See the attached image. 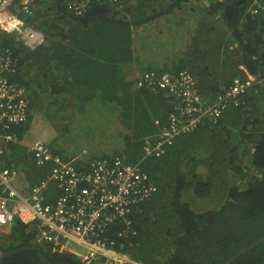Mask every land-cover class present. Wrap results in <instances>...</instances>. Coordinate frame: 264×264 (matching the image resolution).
<instances>
[{"label":"trees","instance_id":"trees-1","mask_svg":"<svg viewBox=\"0 0 264 264\" xmlns=\"http://www.w3.org/2000/svg\"><path fill=\"white\" fill-rule=\"evenodd\" d=\"M206 1L208 14L224 20L229 43L243 66L235 69L228 84L247 72L258 82L242 95L240 105L230 104L217 122L205 120L168 146L163 156L143 165L159 190L133 214L137 234L118 240L144 264H223L264 236V10L250 14L251 0H127L123 10L97 2L77 15L67 0H35L34 12L20 15L44 32L43 45L30 50L14 34L0 32V47L15 49L17 79L30 97L22 136L32 115L40 112L57 132L61 129V141L52 147L60 154H65L67 139L74 143L67 157L86 148L93 156L137 160L144 140L158 132L155 117L166 121V103L160 93L129 88L133 64L143 71L160 72L172 70L168 67L177 63V71L188 68L194 73L198 67L193 59L186 61L187 45L198 35L200 4ZM180 24L186 27L183 32ZM132 25L139 30L133 32ZM191 32L183 53L182 37ZM168 57H176V62L169 64ZM206 66L201 71L212 75L207 72L214 67L211 60ZM212 82L206 79L200 86L197 82L199 91L210 99L221 87ZM114 125L122 129L124 143L108 151L97 142L109 141L106 135ZM83 141L93 143V148ZM24 154V146L13 148L7 164L13 165ZM229 177L239 181L232 183ZM221 194L222 204L212 209L195 210L188 201L192 195L200 200ZM35 236L34 227L14 221L9 232L0 234V253L20 250L1 264H45L33 246L41 248L49 263L83 264L72 253H59L52 245L34 241ZM230 264H264V242Z\"/></svg>","mask_w":264,"mask_h":264},{"label":"built area","instance_id":"built-area-1","mask_svg":"<svg viewBox=\"0 0 264 264\" xmlns=\"http://www.w3.org/2000/svg\"><path fill=\"white\" fill-rule=\"evenodd\" d=\"M97 2L124 9L127 0H67L77 15ZM34 3L0 0V32L14 34L30 50L46 41L44 32L20 15L32 14ZM262 10L264 0H251V14ZM18 72L15 49L0 47V234L9 232L14 221L20 220L36 229L38 243L52 245L59 253H72L83 264H144L118 240L137 234L133 214L159 190L143 165L163 156L168 146L194 132L205 120L217 122L230 104L240 105L242 95L258 82L246 71L245 77H234L210 99L199 91L189 69L145 70L132 78L136 81L132 87L160 93L169 113L166 121L155 118L158 134L145 139L137 160L122 155L93 156L86 148L67 157L38 138L26 144V151L43 169V175L28 186L25 176V187H18L21 170L6 163L12 147L23 144L20 128L30 115V97L17 79Z\"/></svg>","mask_w":264,"mask_h":264},{"label":"rangeland","instance_id":"rangeland-1","mask_svg":"<svg viewBox=\"0 0 264 264\" xmlns=\"http://www.w3.org/2000/svg\"><path fill=\"white\" fill-rule=\"evenodd\" d=\"M205 3L208 4V1L203 2V5L200 4V2H197L196 4L197 5L200 4V6H201L200 9L202 10L205 8V5H207ZM207 16L209 18L213 17V15H209L208 13H207ZM178 25L179 24H176V28H174L175 30H177ZM180 26L182 27V32H183L186 27L182 26L181 24H180ZM192 34H193V32H191L189 36H186L184 38L182 37L183 41H182V50L181 51H183V53L185 51V46L187 44L186 40H188L192 36ZM208 36H209V30L205 24L204 29L202 27H200L196 39L192 43L189 44L188 48H189L190 52L188 54V58L186 57L187 58L186 61H188L189 59H193L195 62L194 64L198 67L194 70V75L197 79V82L199 83V86L201 83L205 84L206 79L213 80V78H216L215 80H213L211 85L215 86V87H220V86H223L225 84H228L229 80L231 79V77H229V76H230V74H232V72H233L232 69H234L235 62H236V60L233 59V57H234V55L239 57L238 51L236 49L235 50L232 49V51L234 52V55L232 53H224V54L222 53L221 54L220 52H222V49H226L227 43L222 42L220 47L214 50L215 46L213 45V43L210 40L207 39ZM232 48H235V46H232ZM185 55H186V53L184 54V57H185ZM208 59L211 60L212 64L214 65V67L210 68L207 71V72L212 73V75H206L204 72L201 71V69L207 65ZM172 60L173 59L168 57L169 64L171 62H176V57H174L173 61ZM180 66H184L182 61H181ZM168 68H171L172 70H174L175 68H178V67H177V65H173V66L170 65ZM186 69H188V68H186ZM166 112L168 115V113H169V105L168 104H166L165 113ZM59 122L61 124H63L62 120ZM117 128H119V129H116L115 125H114L112 127V129L109 131V133L106 135L107 138L110 137L109 142L106 141L105 139L101 138L98 140L97 145L100 147L108 148V147H116L118 145L123 144L124 140L122 139V136L124 134L122 132H120V130H122L120 127H117ZM60 130L61 129L58 128V132H57L56 127L54 126V124L51 121H49L47 118H45L42 113L36 112L35 114L32 115V117L29 121V125L27 127V130L25 131L26 136L24 138L28 144L33 143L38 138H43L48 143V145L50 147L54 148L55 144L57 142L61 141ZM97 133H98V137L102 136L103 130L101 129V126L98 127ZM128 133L132 134V131H130L128 129ZM203 135H204V133H203ZM73 144L74 143H71L67 139L65 140L64 148H63L65 154H66V152H69L72 149V147L74 146ZM83 144H84V146H86L88 148H93V146H94L93 143L85 144V141H83ZM61 154H63V153H61ZM31 165L34 167V169L39 170L43 175V169L41 167L37 166L35 161L32 162ZM21 168H23V170H25V172H27V169L25 166H23ZM234 179H235V177L234 178L233 177L228 178V180L232 183H234L233 182ZM235 180H236V182L239 181L237 178ZM25 183L27 184V180L25 181ZM16 185L18 187H25L21 177H19L17 179ZM196 196L194 197L192 195V196L188 197V201L195 210H199V211L219 207L223 201L222 200L223 199L222 194L215 199L211 198V197L215 196L214 193L211 197L209 196V198L208 197L202 198L200 200H199L198 196L197 197ZM34 241H36L35 238H34Z\"/></svg>","mask_w":264,"mask_h":264},{"label":"crops","instance_id":"crops-1","mask_svg":"<svg viewBox=\"0 0 264 264\" xmlns=\"http://www.w3.org/2000/svg\"><path fill=\"white\" fill-rule=\"evenodd\" d=\"M130 18H131V16H130ZM199 21V20H198ZM131 22L133 23V20H131ZM205 24H206V26H207V28H208V30H209V36H208V40H210L212 43H213V45L215 46V48H214V50L215 49H217V48H219L220 47V45L222 44V42H226L227 43V47H226V49H222V52H220L221 54L223 53H232L233 55H234V52L232 51V49H234V48H232V45H230V43H229V31H228V29L226 28V26L224 25V20L222 19V17L221 16H216V17H212V18H209V17H206V18H202V21H201V27L204 29V26H205ZM197 28H198V22H197ZM132 29H133V32L134 31H137V30H139L138 28H136V27H134V25H132ZM189 44H190V42L188 43V45H187V48H188V46H189ZM186 48V49H187ZM235 50V49H234ZM233 59H235L236 60V62H235V66H234V69H236V68H243V66L238 62L239 61V59H238V57L237 56H235L234 55V57H233ZM156 63H158V62H161V60H159V61H155ZM160 65H163V63H159ZM176 65H177V63H176ZM205 67H207V66H205ZM204 67V68H205ZM204 68H202V69H204ZM234 69H232V74H230V76L229 77H233V75H234V73H235V70ZM133 73H132V78L136 75V74H139V73H142L143 72V70L142 69H140V68H138V66L136 65V64H133ZM150 70H154V69H152V68H150ZM178 70V68H176V71ZM145 71V70H144ZM168 71H174L175 72V70H168ZM130 76H129V78L127 79V83H130V89H132V91H133V87H132V84H131V81H132V78H131ZM214 77V76H213ZM216 78H213V80H215ZM160 97H161V99H162V95L160 94ZM163 100H164V102L167 104V102L165 101V99H164V97H163ZM162 103V102H161ZM163 104V103H162ZM163 117H167V112L165 113V115H163ZM155 118H157V117H155ZM30 133V132H29ZM31 134V133H30ZM158 134V132L157 133H155V134H153V137H155L156 135ZM22 135V134H21ZM26 136V133L23 135V137H22V140H23V144L22 145H19V146H17V148L18 147H20V146H24V148H25V154H24V156L22 157V159H16V160H14V164H18V165H16L15 167H17V168H19L20 170H21V172H22V176H21V178H22V180H23V183H24V179H25V176H26V180H27V186H28V184H31L32 182H35V181H37L39 178H41V176H42V173L39 171V170H36V169H34V167L31 165V163L32 162H34V160H33V158H32V156H31V154H29L27 151H26V144H28L27 143V141L25 140V137ZM43 139V138H42ZM110 141V140H109ZM108 141V142H109ZM145 141V140H144ZM177 141H178V139H177ZM176 141V142H177ZM175 142V143H176ZM174 143V144H175ZM144 144V143H143ZM13 148H16V146H13L12 147V149ZM143 148V147H142ZM11 149V150H12ZM117 148L116 147H108V148H106V150H110V151H114V150H116ZM10 150V151H11ZM100 151H102V148H100L99 149ZM106 150H103V151H106ZM10 151H9V153H10ZM9 153L7 154V156L9 155ZM7 156H6V163H7ZM14 164L13 165H9V166H14ZM19 165H22V166H25L26 167V169H27V172H25V170H23V168H21ZM34 169V170H33ZM32 171V172H31ZM25 180V181H26ZM25 185V184H24ZM74 247V246H73ZM74 248H76V247H74Z\"/></svg>","mask_w":264,"mask_h":264},{"label":"water","instance_id":"water-1","mask_svg":"<svg viewBox=\"0 0 264 264\" xmlns=\"http://www.w3.org/2000/svg\"><path fill=\"white\" fill-rule=\"evenodd\" d=\"M264 242V236L260 239H258L257 241H255L254 243H252L251 245L241 249L239 252H237L235 255L231 256L226 262H224L223 264H230L236 257L240 256L241 254L247 252L248 250H251L252 248H254L255 246L261 244ZM32 248L34 249H37L39 250L40 252V256H41V260L45 263V264H54V263H49L45 260V258L43 257V254H42V250L39 246H33ZM20 249H17V250H12V251H9V252H1L0 253V264L3 262V260L5 258H7L8 256H10L11 254L13 253H16L18 252Z\"/></svg>","mask_w":264,"mask_h":264},{"label":"clouds","instance_id":"clouds-1","mask_svg":"<svg viewBox=\"0 0 264 264\" xmlns=\"http://www.w3.org/2000/svg\"><path fill=\"white\" fill-rule=\"evenodd\" d=\"M125 7H126V5H125ZM125 9V8H124ZM119 10H123V9H119ZM202 12H201V16H202V18H206V17H208L207 16V10H205V9H202L201 10ZM248 11H249V9H248ZM263 11V10H262ZM250 13V12H249ZM260 13V12H259ZM258 13V14H259ZM251 14V13H250ZM253 15V14H252ZM257 15V14H256ZM217 16H220V15H217ZM213 17H216V16H213ZM137 89H139V88H133V90H137Z\"/></svg>","mask_w":264,"mask_h":264}]
</instances>
